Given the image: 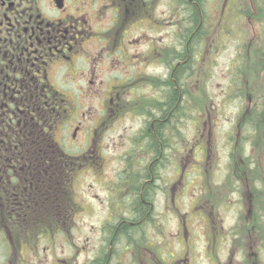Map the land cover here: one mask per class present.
Wrapping results in <instances>:
<instances>
[{
    "label": "flooded vegetation",
    "instance_id": "1",
    "mask_svg": "<svg viewBox=\"0 0 264 264\" xmlns=\"http://www.w3.org/2000/svg\"><path fill=\"white\" fill-rule=\"evenodd\" d=\"M188 3L199 20L201 0ZM185 7V0H0V264H199V229L209 250L219 236H230L231 231L219 234L224 228L217 227L218 210H235V204L219 190L242 184H227L224 174L215 183V170L188 166L196 160L185 159L184 136L171 132L183 120L189 43L170 49L157 43L163 39L154 31L169 28L157 17L168 9L181 29ZM198 26L188 42L198 36ZM127 120L135 128L123 126ZM112 125H121L113 137ZM109 139L119 143L112 181L101 174L108 173L101 161ZM194 148L202 154L201 146ZM90 174L100 181L87 182ZM212 179L221 187L205 197L199 193L198 214L183 216L179 207L174 215L155 214L158 202L179 201L192 182L206 188ZM93 190L103 191L102 197L91 196L106 205V213L98 216L105 223L99 243L89 250L90 238L74 232L81 230L75 222L93 216ZM258 201L250 193L241 198L236 214H242V225L232 227L239 233L246 228L248 241L241 237L242 245L223 261L207 252L206 264H259L264 243L253 249L248 239L264 231L261 217L252 222V207L264 212ZM201 205L211 208L209 217ZM214 214L218 221H211ZM169 216L175 235L163 225ZM123 224L139 228L145 245L136 236L121 242L116 234Z\"/></svg>",
    "mask_w": 264,
    "mask_h": 264
},
{
    "label": "rangeland",
    "instance_id": "2",
    "mask_svg": "<svg viewBox=\"0 0 264 264\" xmlns=\"http://www.w3.org/2000/svg\"><path fill=\"white\" fill-rule=\"evenodd\" d=\"M201 1L204 17L202 23L203 31L200 43L197 46L190 47L189 55L193 54V51L199 47L200 53L198 55L193 54L186 67L185 78L183 79L185 82V91L183 93L184 98L182 99V107L186 114L184 119L179 123V127L176 126L171 132L175 134L179 132L184 136L185 159L191 161L193 159L196 160L195 164L191 163L188 166L191 165L193 168L195 167V169H197V166H203V169H207L209 173L211 169L215 170V183H220V177L223 178L224 174L225 180L228 182L227 184L235 182L236 184H242L241 189L231 184V186L234 187H231V190H229L227 186L222 187L225 190H219L224 200H233L235 204V210L227 211V206H225L226 209L221 207L218 210L219 214L222 215V220L220 224H217V227L220 228V226H222L224 228L221 231L218 229V231H220L219 234L231 231L232 233L230 236L226 238L219 236L217 241L212 243V249L209 250L206 241L204 242L205 239L203 240L202 237H199L201 235V229L194 234L195 237H197L195 248L199 256V264H206L207 261L204 260V258L206 257L205 255H208L207 252H209V258L213 259L211 256L212 254L218 261H223L225 256L230 254L232 248H235L237 245H242L241 237H243L244 241L247 240L244 238L246 236V228L241 230L243 232L240 233L234 232L235 228H232L235 225L237 227H241L242 225V214L240 216L236 214L237 209L240 207L241 198L244 199L247 193L253 194L255 198L258 197L259 199V207L264 208V153L257 152L258 150L252 148L250 144H246L244 141L241 144V135H236L239 127L238 118L244 113L248 104L257 98L258 95L264 93V78L259 67L256 66L254 56L252 55L254 48H256L254 44H256L257 40L256 36L259 31V22H257L256 18H251L249 16V10L253 9L251 0H243L242 3L245 6L244 10L239 8L235 13L233 12V10L235 11V9L232 8L233 5H227L230 0ZM247 4L249 5L247 6ZM162 5L164 6L165 2H161L158 6L161 7ZM236 5L239 7L238 3ZM227 8L228 10L232 8L230 15ZM163 11L164 13L158 14L157 17L164 22V24L167 23L166 27L169 28H165L164 32L154 31V36L157 38L162 37L163 41H157L159 45L166 44L170 49L174 47L178 48V43L183 45L186 42L182 36L184 35V31L186 33V29L190 27L187 19V12L190 13L191 11L186 9V21L184 25L181 26V29L174 27L177 23L176 16H174L169 9ZM233 20L238 21L232 24ZM168 22H170L169 26ZM223 22H228V27H230V29L232 28L231 34L227 35L225 32H222L224 26ZM178 36L181 37L182 41L177 40ZM169 51L173 52L174 50ZM235 66H237V71L243 74H241L240 77L241 83L239 87L231 90L232 70L235 69ZM158 73V68L154 69V74L158 75ZM196 118L197 122L195 121ZM123 126L135 128V123L127 120L123 123ZM120 127L121 125H112L110 127L111 137L119 133ZM199 134H204V137L197 138ZM196 139L199 140L195 143ZM171 141L174 143V138H172ZM194 143L196 146L198 145L203 148L201 155L197 152L199 149L196 150V153L193 152L191 154V151L189 154V150L195 145ZM118 145L119 143L112 139L107 140L104 146L102 145V148L106 151L103 152V155H106V159L105 161L102 159L101 164L104 165L108 173L102 172L101 174L104 179H108L109 181L115 180L116 178L114 177V171L118 165L116 159ZM175 159L176 158H171L173 161H175ZM249 162H255L256 166L251 167ZM172 171L173 169L170 167L169 173L172 174ZM234 171H237V175L234 174ZM243 173L245 178L240 180ZM86 181L95 183L96 181H100V176L90 174ZM214 181L212 179L211 183L206 188H202L203 186L200 187V185L198 186L197 181L192 182L191 186L186 191L187 195L183 199L181 198L179 201L169 199L164 203L158 202L155 205V214H162L169 210V214L173 213L174 215L178 207L180 208L178 213L183 216L188 217L198 214V210L196 209L198 205H196V200L194 199L198 197L200 192H202V195L205 197L208 196L207 194L211 195V190L214 188L219 189L221 185L212 184ZM226 181L224 183H226ZM206 182L208 183L210 181ZM257 182L261 183L263 188L258 187L256 185ZM93 193H98L99 197H102L101 195L104 194L102 190L90 191V207L91 215L93 216L87 220L75 222L80 226L81 230L74 232L75 236L78 234L82 237L88 236L85 239L90 238L89 241L91 244L89 250L94 249L99 243L98 241L101 237L99 235V228H102V225L105 223L102 222V217L98 216L106 213V205L104 203L102 205L98 204L99 201H96V199L91 196ZM190 198L192 200L188 203V199ZM193 201L194 203H192ZM201 206H203L206 212L205 214L209 217L211 212V208L209 207L210 204L209 206ZM256 209V207H252V222L253 217H261L264 219V212L261 210L257 212ZM216 216L217 215L214 214V219L211 221H218ZM262 219H260V227L264 228V221ZM192 221V219H189L187 223L194 225L195 223ZM244 222L246 224V220H244ZM163 225H166L174 235L177 232L176 222L170 216ZM39 229L36 231L40 232ZM48 236L49 240L51 233L48 234ZM163 236L166 237V234L164 233ZM171 236L172 235L169 237ZM248 239L250 245L252 242V248L255 249V243L260 245L264 243V231L256 230ZM41 246H47V244L43 243ZM210 251L212 252L211 254ZM141 254L142 256L145 255L144 250L141 251ZM88 256L91 257L92 254L89 253ZM261 261L264 264V253L262 252L260 253L259 264Z\"/></svg>",
    "mask_w": 264,
    "mask_h": 264
},
{
    "label": "trees",
    "instance_id": "3",
    "mask_svg": "<svg viewBox=\"0 0 264 264\" xmlns=\"http://www.w3.org/2000/svg\"><path fill=\"white\" fill-rule=\"evenodd\" d=\"M187 2V0H185ZM243 0H230V5L235 9L233 12L235 13L236 11L239 10V8H242L244 10V5H243ZM238 3L239 7L236 5ZM251 3L253 5V9L249 10V16L251 18H256L258 24V33H257V40L256 48H254L252 55L254 56V61L256 66L259 67L261 73L263 74L264 78V0H251ZM188 3H186L187 5ZM249 4H247L248 6ZM192 7V6H191ZM192 14L188 13V23L190 26H194V29L197 27L199 20L197 19V10L196 8L192 7ZM232 10V9H231ZM243 15V14H242ZM204 18V17H203ZM234 19V18H233ZM238 20H233L232 24L236 23ZM202 23L203 20L201 21V26L199 28V33L198 36L194 35L191 38L190 43H196L198 42V39L201 38L200 34H202ZM193 30L187 29V39H188V34L191 33ZM231 31V30H230ZM200 42V41H199ZM237 66H235L234 71L232 70V83L235 87H238L241 83L240 77L241 73L240 71L238 72L236 69ZM239 84V85H238ZM177 98V94L174 93L172 95L171 99V104L175 101ZM238 125L239 127L241 126V132L243 135H249L248 139L249 143L252 148L258 150L257 152H263L264 153V93L260 94L255 98L249 107H247L244 111V113L238 118ZM238 127V128H239ZM1 129V127H0ZM27 149L32 148L31 150H36L37 148H46V144L41 145V146H28L26 147ZM0 149H3L2 144L0 143ZM255 150V151H256ZM256 165V164H255ZM242 180V177H241ZM264 180V179H263ZM139 227V226H138ZM134 228H131L128 224H123L121 225L120 229L118 230L116 236L120 235V241L123 242V240H128L130 241V238L136 236V240L141 245H145L142 242V231L138 228V230L133 231Z\"/></svg>",
    "mask_w": 264,
    "mask_h": 264
}]
</instances>
